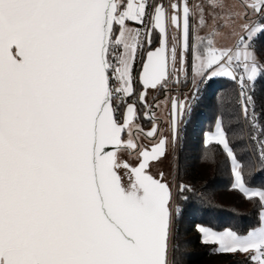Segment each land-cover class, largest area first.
<instances>
[{
    "label": "snow or ice",
    "instance_id": "6c2138e0",
    "mask_svg": "<svg viewBox=\"0 0 264 264\" xmlns=\"http://www.w3.org/2000/svg\"><path fill=\"white\" fill-rule=\"evenodd\" d=\"M210 6L223 12L231 43L219 42L215 19L199 34L205 11L190 0H0V264H174L182 210L173 182L153 168L175 159L199 88L172 98L171 139L148 94L181 76L194 86L215 77L237 83L264 164L254 99L264 76V0H241L243 12L224 0ZM204 144L221 147L233 189L258 199L260 211L258 226L244 232L198 225L201 243L264 264V188L249 186L223 117Z\"/></svg>",
    "mask_w": 264,
    "mask_h": 264
},
{
    "label": "trees",
    "instance_id": "16d2710c",
    "mask_svg": "<svg viewBox=\"0 0 264 264\" xmlns=\"http://www.w3.org/2000/svg\"><path fill=\"white\" fill-rule=\"evenodd\" d=\"M194 1L190 0V4L202 7L200 1H196V4ZM156 46L158 44L154 43L153 47ZM257 47L259 59L264 63V37L257 40ZM182 82L183 100L185 96L191 97L195 88L191 78L184 80L182 76ZM153 93L148 100L151 105L165 90H153ZM197 94L199 100L193 119L186 127L183 124L181 130L177 159L178 189L181 184L190 187L184 192L178 190L176 195V205L182 214L177 221L179 248L172 260L174 264H244L245 257L242 255L218 254L213 251L215 246L201 243L198 225L214 230L233 228L244 232L258 226L260 211L258 199H246L233 189L234 177L225 152L216 144L206 149L204 141L206 134L215 130L218 118L223 117L230 140L249 166V186L264 188V164L258 156V144L252 139L253 135H258V129H253L241 114L237 83L226 77H215ZM254 99L258 124L264 128V76L255 83ZM140 111L138 123L147 131L152 124L143 117L144 109ZM260 138L264 139V135ZM212 154L214 158H210Z\"/></svg>",
    "mask_w": 264,
    "mask_h": 264
},
{
    "label": "rangeland",
    "instance_id": "374dc122",
    "mask_svg": "<svg viewBox=\"0 0 264 264\" xmlns=\"http://www.w3.org/2000/svg\"><path fill=\"white\" fill-rule=\"evenodd\" d=\"M200 1V4L204 8L205 11V17L207 20L208 26L201 29L199 34L204 36L206 35L210 30L211 26L213 24L214 19L216 20L217 24V30L221 33H223L222 37H217L220 43L222 44H228L232 42V38L230 36V29L226 26H222L225 24V19H222L223 17V12H221L220 9L218 8H213L210 6V0H195ZM224 2L227 4L228 8L226 10H231V11H239L243 12L245 11L244 8H242L241 5V0H224ZM250 2H254V0H250ZM195 6V5H194ZM254 16L251 17L253 19ZM196 19H199V11H197V16ZM243 21L237 20V24L241 23ZM133 27H136L135 24L132 25ZM199 82H197V85L194 86L193 83V88L199 86ZM153 90H149L148 94V100L151 99L153 95ZM153 110L155 111V115L157 117V122L159 123L160 126V132L163 135L169 136L171 139V131L169 128V121L171 119L170 115V109H171V100H170V92H169V86L168 89L165 90V93L161 94L153 104ZM181 133V132H180ZM178 153L176 151L175 154V159H173V156L170 154L167 159H165L162 163L163 169H166L167 172V178L173 182V186L178 187ZM158 166V164H157ZM166 175V172L163 171ZM175 180V182H174Z\"/></svg>",
    "mask_w": 264,
    "mask_h": 264
},
{
    "label": "built area",
    "instance_id": "2783aa9c",
    "mask_svg": "<svg viewBox=\"0 0 264 264\" xmlns=\"http://www.w3.org/2000/svg\"><path fill=\"white\" fill-rule=\"evenodd\" d=\"M257 19V17L254 16V18L252 19L253 21H255ZM138 25H136L137 27ZM181 81H182V76H181ZM209 82V80L203 82L200 84L199 86V90L202 89L207 83ZM182 83L176 84L175 82H172L169 84V92H170V100H172V98H179L182 100ZM183 127V123L180 124V131H179V146L177 148V153L179 151L180 148V138H181V130ZM178 157V156H177ZM175 182V180H174ZM177 191H178V187L174 186V192H175V205H176V195H177ZM177 206V205H176ZM170 259H172V257H170Z\"/></svg>",
    "mask_w": 264,
    "mask_h": 264
},
{
    "label": "flooded vegetation",
    "instance_id": "af4514ba",
    "mask_svg": "<svg viewBox=\"0 0 264 264\" xmlns=\"http://www.w3.org/2000/svg\"><path fill=\"white\" fill-rule=\"evenodd\" d=\"M170 113H171V109H170ZM158 123V122H157ZM159 124V123H158ZM160 128V126H159ZM146 131V130H145ZM140 140H141V143L144 145V146H151V144L154 142L153 140H150L148 139L146 136L144 135H141L140 136ZM159 171H165L166 172V169H163L162 168V165L159 163L158 166L156 165L154 168H153V172L156 173V172H159ZM166 176H167V172H166Z\"/></svg>",
    "mask_w": 264,
    "mask_h": 264
}]
</instances>
